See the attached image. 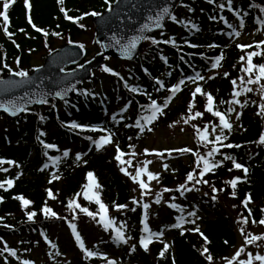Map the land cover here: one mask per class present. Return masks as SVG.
<instances>
[{"label": "trees", "instance_id": "trees-1", "mask_svg": "<svg viewBox=\"0 0 264 264\" xmlns=\"http://www.w3.org/2000/svg\"><path fill=\"white\" fill-rule=\"evenodd\" d=\"M33 4L34 23L50 32L63 33V38L50 36L46 39L41 33L35 32L27 20L25 0H18L10 10L12 25L10 31L15 33L13 39L20 45V48L17 49L0 28V73H2L0 77L10 74L3 67L5 62L14 70L16 69L15 60L17 58L21 61L20 67L31 72L34 68V57L43 54L50 55L55 51L58 42L67 44L69 39L75 42L92 32L94 17L86 16L87 12L104 13L107 11V5L103 0H66L64 7L69 10V15L74 18L85 16L78 25L65 18L60 10L58 0H33ZM219 4H224L225 7L223 9L217 7ZM232 7L235 12L244 15L248 22H255L257 18L264 19V12L259 10L264 7V0H233ZM2 8L3 6L0 5V12H2ZM228 10L227 0H216L214 4H209L207 0H183L178 11L174 14L179 23H174L171 20L161 33L153 36L161 41L174 38L176 42H180L181 47L176 48L171 44L153 45L149 40L145 43L141 57L137 62L124 68L117 62L113 67L124 77V81L129 86L140 88L141 92L150 94L153 99L159 97L160 94H166L171 85L184 79L185 84L182 88L184 97L188 99L189 80L187 77L194 76L196 73L205 75L212 63L215 62L214 58L221 55L223 50L193 51L185 46L184 42L188 41L201 46L219 44L223 34H218L222 32L223 27H221L220 19ZM210 17H215V19H210ZM0 24H3L2 20H0ZM192 24L196 25L195 29L191 27ZM21 29L26 31L22 32ZM29 36L32 38L30 39ZM49 46L51 51H49ZM161 57L167 58V64ZM222 61L230 75L227 78L222 76L220 83L216 86L218 92L214 97L220 110L225 111L228 105L219 102L221 100L228 101L232 97L231 80L235 79L238 85H241L239 78L243 75L247 80V73L243 72L245 63L240 62L238 51L234 47L228 55L223 57ZM255 63L262 64V59L257 58ZM142 69H146L147 74ZM155 79L163 81L165 88L157 91L159 86L155 84ZM241 87H251V85L244 83ZM81 92L80 90L78 97L63 107V111L56 112L51 107L43 111L35 110L34 114L26 115L18 122L9 121L4 117L5 122L0 126V158L17 162L21 168L18 171L19 174L25 170L24 175L29 173L33 176L31 180L17 178V173L12 172L10 165L6 168L7 171L0 170V182L7 179L14 180V186L9 190L0 189V197L4 200V203H0V218H2L0 219V247H3V242L6 241L9 247L17 251L19 257V260L8 257V264H19L20 260L26 258L27 253L42 244L45 245L42 242V233L50 236L54 228L62 226L64 221L68 223V220L72 219V213L67 208V203L74 199L77 193L87 192L84 186L89 183L87 179L89 172L95 174L102 186L101 189H93V191L100 195L101 200L108 205L109 213L125 225L126 233L133 241L139 239L140 211L138 209L130 210L134 208V205L131 204L133 199L132 184L130 179L123 174L119 162L115 159L117 155L115 146L99 150L90 148L87 154L83 153L82 159L77 160L72 154L67 157L59 156L53 150L45 149L39 142L40 140L47 142L46 135L41 137L39 133L47 134L50 126L57 125V123L61 124L75 119L80 123L99 124L114 133L119 127L132 125L134 120L142 116V112H144L134 107L135 104H138L139 107L144 105L143 98L138 96V93L129 92L123 82L116 77L111 76V86L106 93L99 94L95 87L90 91L95 94L94 96H84L80 94ZM146 96L148 97V95ZM246 96L248 97L242 129L234 136H230L227 141L241 144L243 147L223 149L222 153L235 157L238 163L245 165L249 169L247 177L240 176L241 182L237 185L235 197H233L231 186L225 182L232 180L238 170L233 168L231 161H224L222 167L215 169L214 174L205 178L211 181L210 185L196 186L202 187L205 193L211 197L208 202L216 203V209L223 211L228 204L232 212L239 214L241 220L243 219L242 213L243 216L248 215L247 210L243 207V201L251 193L254 203L249 207L252 209L253 218L258 222L264 217V212H261V209H264V146L253 142L257 141L264 133V119L257 115L259 105L264 104V97L257 98L253 91L246 93ZM187 99L182 108L166 110V115L159 118L156 127L176 124L183 120L182 117L189 115V100L187 101ZM78 101L82 102V107L76 111L72 104H76ZM129 102H131L130 105ZM196 104L194 111H204L205 98L196 97ZM122 105H128L127 109H129L126 114L120 116L122 123H113L109 128L106 125V120L111 119L110 114L115 108H120ZM41 116L44 117L43 120L40 119ZM212 122L218 123V120L206 114L203 119L189 123V126L193 128L192 124L201 126ZM57 135L59 137L56 142L50 140L56 146L61 142L69 144L70 140L74 142L76 138L87 139L86 137H89L85 133L71 135L63 130H59ZM135 135L136 131L132 127H126V131L116 139V143L119 144L118 146H122L121 149L128 151L130 148L129 138L133 139V144L138 141ZM90 137L92 138V136ZM32 152L36 153V157L31 162L29 158ZM216 159L220 160L222 156L218 155ZM45 164L48 167L42 168ZM229 168H233V170L229 171ZM177 169L176 172L168 171L161 178L159 185L177 189L181 184H185L186 176L189 173L188 168L181 165ZM53 172L61 176V179L50 184L49 180ZM213 186L220 191L213 192ZM5 187L7 188L6 184ZM49 188L57 195V199L48 198L47 189ZM175 192V202L181 206H191L194 203V199L187 192ZM16 196H23L33 202L29 211L38 213L34 221L27 219V212L23 209L22 202L14 199ZM46 201L49 207L61 217H67V220L46 219L42 211ZM79 203L83 207L89 208L90 211H98V205L94 201L90 202L85 199L84 195L80 196ZM114 204H126L129 210L116 211ZM224 212L227 218H218L205 226L204 234L211 241L210 244L203 243L195 237L176 235L165 259L159 257L160 246H152L149 252L145 253L139 249L137 244H135L137 246L135 253H131L130 249L124 251V259L133 264H172L171 257L174 255L176 264H207L202 251L204 247H208L214 260L218 262L228 256L230 250L237 243V235L230 224L232 223L231 216L225 210ZM77 215H79V220L76 221L79 232L82 229L85 231L86 227H89L100 232L104 237L109 235L108 231H105L103 226L98 223V218L93 221L83 213L77 212ZM249 224H252L251 219ZM258 225L257 223L251 227L254 228ZM226 240L227 244L224 243ZM5 256L7 253L0 254V264H5Z\"/></svg>", "mask_w": 264, "mask_h": 264}, {"label": "snow or ice", "instance_id": "snow-or-ice-1", "mask_svg": "<svg viewBox=\"0 0 264 264\" xmlns=\"http://www.w3.org/2000/svg\"><path fill=\"white\" fill-rule=\"evenodd\" d=\"M18 0H0V5L3 6L2 12H0V20L3 21V24H0V28H2L5 35L8 37L9 40L16 46L17 49L20 48V45L16 43V40L13 39V36L15 35L14 32L10 31L11 28V19H10V10L17 4ZM209 4H214L216 0H207ZM58 3L60 5V10L63 12L66 19L80 25L81 20L85 18L84 15L74 18L71 15H69V10L64 7L66 0H58ZM104 3L107 5V11L109 13L113 12V3L112 0H104ZM116 5H119L121 3V0H115ZM233 0H227V4L229 7V11H234L232 7ZM217 7L223 9L225 7L224 4H219ZM25 8L27 11V20L28 23L31 25V27L35 30L37 33H41L46 39L50 36H56L57 38H63V33L60 32H50L48 30L42 29L38 27L34 21H33V9L34 4L33 0H25ZM191 10V9H190ZM261 12H264V7H261L259 9ZM236 18L240 22V26L242 27L244 24L243 19L241 18L239 12H235ZM104 13L97 12V11H89L86 13V16H92V17H101ZM170 17V19L174 23H179L177 17L175 15H171L170 9L168 7H163L159 12L156 13L154 17H150L152 20V26L149 24H145L140 29V34L133 36L131 39L122 42L120 39H117L116 37H113V41L116 45H118L124 54L126 58H132L133 52L137 49L139 43L141 41H151L153 45H158L160 43L164 44H171L173 47L176 46V41L174 38H169L166 40H157L154 37L144 35L145 32H151L153 30V26L155 28H161L163 27V19L164 17ZM210 19H215V17H210ZM223 19V17H221ZM257 23L259 25V29H264V19L257 18ZM230 28L231 25H228ZM83 27V25H81ZM191 27L193 29L196 28V25L192 24ZM20 31H26L25 29H21ZM229 35L239 36L240 32L236 31L234 28ZM31 39L32 37L29 36ZM69 43H72V41L69 39ZM185 43H188L187 41ZM190 47H197L195 44H190ZM212 45H210L211 47ZM264 46V41H260L254 45L255 48H261ZM77 47L83 49L85 46L83 44L77 45ZM237 47L240 48L242 51L253 47V45H240L237 44ZM32 51H35V49H32ZM49 51H51V48L49 46ZM257 55H264V53H257L255 51L249 53L247 55L246 59V65L243 69L244 73H247V80H245V77L242 75L239 79L241 82V85L244 83H247L249 85H259L258 94L264 97V64H254L253 58ZM161 59L164 61V63L167 64V58L161 57ZM223 59V55H219L214 58V63H212L211 67L213 69L218 68L221 65V61ZM242 62H244V58H241ZM16 69L14 70L11 68L6 62L3 64V67L7 69V71L10 73L13 77H19V81H6V80H0V83L7 84L11 87H22L25 84L32 83V78L29 74L28 70H25L24 68L20 67L21 61L19 58L15 60ZM83 67V65H81ZM34 72H40L41 68L37 67L33 69ZM103 71L106 73H109L112 76L119 77L121 80H124V77L120 76V73L115 71L113 68L109 66H104ZM145 73L147 74V70L145 69ZM2 75V73H0ZM224 77L227 78L230 74L225 72ZM215 77L209 76L208 79H214ZM189 81H191L193 84H195V88L191 92V101L188 105V112L189 115L186 117H182L185 124L192 123L193 121H196L198 119H203L206 114H209L211 117L215 118V120H218V123L212 122L210 124H205L201 126H197L196 124H192L193 128H195L196 136L198 137V147L200 149H206L203 153L201 151H194L193 149H190L188 147H183L179 149H173L169 150L168 155H171L173 151L179 152L180 154H191L195 157L194 161V168L191 172H189L186 176V183L181 184L179 188L177 189H170V188H163L162 192L159 194H155V200L154 203L159 205L163 202V196L164 193L173 192V191H179L183 193L185 190L188 192L193 191L192 187H188V185H210L211 181L205 179V176L209 173L214 174V170L222 167L224 161H231L233 168L236 170H242L244 173V176L247 177L249 173V169L245 167L242 163H238L235 159V157L222 153L223 149H238L243 147L241 144H235L231 142H227L229 140V136L234 131V122L231 119V114L236 113V121L238 122L240 120V117L242 113L236 112L235 105H239L241 108H244L246 105L244 103H241L239 97L243 93H250L253 91L251 87H244L241 90V85H238L237 80L233 79L231 80V83L233 85V92H232V99L228 101L221 100L220 104H227L228 107L225 111H221L219 106L216 103V98L213 96L211 92H206L202 85L200 83H197L198 81H204L205 77L201 75L200 73H196L194 76L187 77ZM155 84L159 87L156 89L157 91H160L161 89L165 88V84L160 79H155ZM185 84V80L181 79L178 83L171 85L167 89L169 96L165 99L163 104L158 103L156 99H153L150 94L141 92L140 88L129 86V84L125 81L124 87L132 93H138L141 95H148L150 103L147 105H140L142 109H144L148 115H142L140 118L136 119L135 121V127L139 129L140 131H144L147 129V131H153V128L150 125H153L158 119L164 115H166L165 109H167L171 103V101L176 97V95L183 91L182 86ZM75 86L71 87H65L61 91H57L55 93V96L59 97L60 99H64L66 94L70 91H74ZM84 96H94V93H90L87 91H83L80 93ZM200 95L203 96L206 100V104L204 107V111H194L196 108V97ZM39 104H47L48 100L45 98H40L35 101ZM131 102H129L130 105ZM54 107V105H53ZM0 109H2L5 113H8L10 115H16L18 112H24L26 109L25 107L20 106L14 101H9L6 104H0ZM126 109H122L124 111ZM257 115L264 119V104L259 105V111L257 112ZM123 118V117H121ZM41 120L44 119L43 116L40 117ZM112 120H116V114H113ZM68 128L72 130H79L80 132H100V133H107L106 135H100L99 139L97 141H93L97 147V150L104 147L106 144L112 143V133L103 127L97 126V125H89V124H80L76 122H71L70 124L66 125ZM126 127H131L132 125H125ZM176 125H170V127H175ZM235 127L241 128L242 125L236 123ZM209 128H211V131H209ZM45 132H40L39 136H45ZM87 139H92L91 137H86ZM39 139V137H38ZM131 139V137L129 138ZM41 145L45 149H56L57 146L51 143H46L44 140L39 141ZM253 143H256L260 146H264V133H262L257 141H254ZM117 155L115 159L120 163L121 171L123 174L127 177H129L135 184L139 186V189L141 190V198L146 199L150 194H154L151 182L156 181L157 183L160 182L161 176L160 173H155L148 170V165L152 163L151 160H147L144 162V166L138 168L134 173L130 172L127 167H124V165H131V161H127L124 159L127 153H125L123 150L119 148V146H116ZM146 155H157L159 157H163L165 153L163 152H157V153H149L148 150H145ZM47 155V153H45ZM69 155V151H64L63 156L67 157ZM132 156L137 155L135 152L131 153ZM218 155L222 156V159L217 160L216 157ZM50 159H59V158H50ZM77 160L81 159L80 154H77L76 156ZM9 164L13 165L15 164V161L12 160H4L0 158V165L3 164ZM18 166V165H17ZM45 168L48 167L47 164L44 165ZM164 170L168 169V165L164 164ZM233 168H229V171H232ZM4 171H7V169H3ZM43 171V169H41ZM146 176V179L144 178ZM18 178V177H17ZM61 179V176L57 175L55 172L51 174V179L49 180V183H54ZM87 179L89 181L88 184H86L84 187L87 189L86 193H77L75 198L72 200H69L67 203V208L71 210L72 213V219L68 220V226L71 229V234L74 238L76 246L80 249V251L83 253L84 257L86 258H100L105 261V264H117V261L114 259H110L106 253H101L99 251L91 250L86 247L85 242L82 238L81 233L78 231L77 223L76 221L79 220V215H77V212L83 213L85 216L91 218L93 221H96L98 218V223L101 224L105 231L112 230L115 233L114 240L120 243L127 244L128 240L131 239V237H126L125 232L123 231L125 225L121 224L119 227L116 226V221L111 219L109 216V207L106 205L102 200L100 195H98L96 192L93 191V189H101L102 186L99 184L98 179L96 178L95 174L92 172H89L87 175ZM241 182L240 177L233 178L230 181H226L225 183L229 184L231 186L232 195L235 197L236 188L237 185ZM5 184L7 185V188L5 187ZM14 186V180L13 179H7L6 181L0 182V189H4L5 191L9 190L11 187ZM198 190V189H196ZM213 192H219V189H216L214 186L212 187ZM47 194L49 199H57V195L53 192L51 188L47 189ZM84 195V198L87 199L90 202H95L98 205V211L93 212L90 211L89 208L83 207L80 203V196ZM14 199H17L22 202L23 209L25 212H27V219L29 221H34L35 217L38 215L36 211H29V207L33 205V202L29 199H26L23 196H16ZM172 199H175L173 197ZM215 199V197H213ZM0 203H4V200L2 197H0ZM254 203L253 197L251 193H249L246 197V199L243 201V207L247 210L248 215L243 216V213L241 214L243 219L241 221H238V223L241 224V227L239 229L241 235L244 237L245 246L256 244L258 247L260 246L259 242L264 241V235H254L252 232L247 230V226L249 224V220L251 219V223L253 225H256L257 223L259 225H264V218H261L258 222L256 219L253 218V212L252 209L249 207L250 204ZM131 204L133 205H140L143 208L144 212V224H143V232L144 235L140 237L139 240V246L143 249L145 253L149 252L150 245L154 242V240L159 241L163 247L162 250L159 253L160 259L166 258V253H169L170 248L172 245L163 239L161 237L163 236V230L159 232H153L147 223L148 218V210L151 207L149 203H141V199H133L131 201ZM114 207L116 211H125L129 210L128 205L124 204H114ZM168 207L172 209L181 210L179 205L175 203H169ZM131 211H135V208L130 209ZM43 214L46 219H56V220H67V217H61L59 214H57L51 207L48 206L47 201L45 202V205L42 209ZM261 212H264V209H261ZM189 216H195V212H189ZM2 219V218H0ZM196 219H199V217H196ZM192 224H195V220L189 221ZM185 224V218L183 216H180L177 218V221L170 225V228H176L181 230V235L185 234L183 225ZM5 227H10L9 225H4ZM190 231H194L196 233H199L201 237H203L204 241L207 244H210L211 241L208 239L207 236L204 235L203 232L200 231L199 227H195L194 229H190ZM44 235L45 242L49 244V246L52 249H57V245L53 242H51L47 235L42 233ZM225 244L228 243L226 240L224 242ZM137 250L136 245L130 246V252L135 253ZM7 253V256H5V264H8V257L17 258L19 260V257L17 256V251L11 247L8 246L7 242H3V247H0V254ZM245 254V247H241L234 256L232 257H225L226 264H253L254 261H258L259 264H264V255L256 254L253 255L251 252H248L246 254V259H241V255ZM61 253L56 250L55 252H50L49 257L54 261L55 264V258L60 256ZM202 255L205 257L207 264H215L214 257L208 247H204L202 251ZM172 264H176L175 256L173 255L171 257ZM19 264H34V261L24 259L20 260Z\"/></svg>", "mask_w": 264, "mask_h": 264}, {"label": "water", "instance_id": "water-1", "mask_svg": "<svg viewBox=\"0 0 264 264\" xmlns=\"http://www.w3.org/2000/svg\"><path fill=\"white\" fill-rule=\"evenodd\" d=\"M179 2L180 0H121V3L115 6L113 12H108L94 21L97 30L96 42L103 46L104 54L88 64L84 69L65 74V68L76 65L84 56L83 49L75 45L66 47L47 59L45 67L40 72H35L31 75L32 83L25 84L22 87H11L0 83V104L14 101L25 107L26 110L36 105H43L35 101L40 98L47 100L55 97L59 98L55 96V93L65 87L74 85L76 89L92 75L93 70L99 69L105 63V56H112L127 61L134 60L138 56L144 41L139 43L132 54V58L129 59L124 56L120 47L114 43L112 38L116 37L125 42L133 36L139 35L140 29L145 24L152 26L150 17H154L163 7H168L172 14ZM169 18L168 16L164 17L163 26ZM161 28L153 26V30L145 32L144 35L150 36ZM4 80L18 82L19 78L11 76ZM70 93L72 91L68 92L65 98ZM24 112H18L13 116L0 109V113H5L12 118H19L23 116Z\"/></svg>", "mask_w": 264, "mask_h": 264}, {"label": "rangeland", "instance_id": "rangeland-1", "mask_svg": "<svg viewBox=\"0 0 264 264\" xmlns=\"http://www.w3.org/2000/svg\"><path fill=\"white\" fill-rule=\"evenodd\" d=\"M239 29V27L237 28ZM238 32H240V35L237 37V39L240 38V40H242V42H250V41H254L257 40L258 37V32L254 31L252 29H247V30H237ZM81 42L83 44L86 45L87 48H90L93 51L92 55H95L96 53H98V51L100 50L99 48H97L94 44V37L91 38V36L89 37H84ZM229 45V44H228ZM110 63V62H108ZM33 64L35 66H41L43 65V57L42 55L36 56L34 57V62ZM101 77V76H100ZM96 86H104L106 88L107 86V82L102 79H100V81L96 82ZM242 102V101H241ZM178 103V102H177ZM176 103V104H177ZM238 106V105H236ZM238 113H240V111H238ZM234 122V125L236 123H239V121H236V115L232 120ZM2 123V119H0V124ZM143 139V138H142ZM134 148H131V153L135 152L137 155L132 156L130 154V156L128 157V155L125 156V159H127V161H131V163H135L133 164L134 167H141L142 165L144 166V162L147 160H151L152 163L150 165H148V170L155 172V173H161L164 169V157L169 156L168 152L169 150H173V149H179V148H183V147H188L190 149L193 150H199L197 143L193 137V135L191 134V132L186 131V130H182L181 125L177 124L175 127H164L161 128L159 130H156L155 132L149 134L144 140H142V142H139L136 147L132 146ZM145 150H148L149 153H157V152H163L165 153V155L163 157H159L157 155H146L145 154ZM173 155H178L180 154L179 152H172ZM186 154H184V156L181 158L183 161L190 162V158L185 156ZM177 163V162H176ZM146 179V176L144 177ZM151 187L153 190L154 194H150L148 196V198H150L149 204L151 205V207L149 208V211L152 213H155L154 217L157 215V218H153L154 223L156 224V221L158 223H160L162 221L160 216H163V212H159L160 211V206L154 203L155 200V194L156 192L159 193V190L157 188V182L156 181H152L151 182ZM140 194V195H139ZM138 196H141V190L138 191ZM224 210L228 213V215H232V211H231V207H229V205L227 204V207L224 208ZM197 215V217H199V219H196V217H194L195 219H192L187 213L184 214V218H185V222L186 224H192L189 221L195 220V224L194 225H200L202 218H204L205 216L207 217V219L213 220L216 216H221V213L219 214L218 212L212 211L211 208L209 206H207L205 203L199 201L196 204L195 207V211H194ZM234 217V215H232ZM232 226L233 228L236 229V226L234 224V218H232ZM253 227V226H252ZM248 231L252 232V234L254 235H264V225L258 226V227H254V229L248 228ZM87 232V236H88ZM54 235V240L55 238L58 239L59 242H61L63 244V248H64V254H62L61 256H58V260L60 261L62 264H75L77 257H75L76 252L71 251V248H69L68 246L66 247L65 244L67 243V241H69V237L68 234L66 232V230L62 229V228H58L55 229L53 232ZM165 240L168 242L170 241V232L165 230ZM237 235V234H236ZM99 239V236L97 235H90L88 238L89 243H93L94 240ZM237 246L235 251L237 252L241 247L245 246V241L244 238H240L237 235ZM66 242V243H64ZM253 247V246H252ZM121 251L122 249L112 243H107L104 244V247L101 249V253H106L108 255V257L110 259H114L117 260L119 259V257L121 256ZM233 251L230 256L232 257L234 254ZM235 252V253H236ZM75 253V254H74ZM247 254V252H246ZM246 254H242L243 257L241 259H245ZM253 255L256 254H261L264 255V245H261L259 247L256 248V246H254V253H252ZM241 255V256H242ZM29 260L34 261V264H47L50 260H52L49 257V254L47 251L43 250L42 248H39L35 251H33L30 254ZM258 262V261H256ZM215 264H224V261L221 262H217Z\"/></svg>", "mask_w": 264, "mask_h": 264}]
</instances>
